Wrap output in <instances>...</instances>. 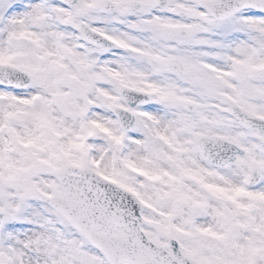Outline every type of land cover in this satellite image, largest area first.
<instances>
[{"label":"snow or ice","instance_id":"obj_1","mask_svg":"<svg viewBox=\"0 0 264 264\" xmlns=\"http://www.w3.org/2000/svg\"><path fill=\"white\" fill-rule=\"evenodd\" d=\"M0 264H264V0H0Z\"/></svg>","mask_w":264,"mask_h":264}]
</instances>
